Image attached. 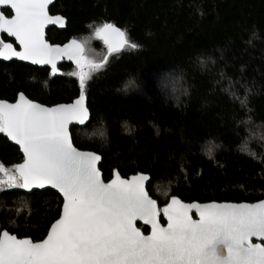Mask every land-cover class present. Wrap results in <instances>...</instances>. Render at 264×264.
Returning <instances> with one entry per match:
<instances>
[{
	"label": "trees",
	"instance_id": "obj_1",
	"mask_svg": "<svg viewBox=\"0 0 264 264\" xmlns=\"http://www.w3.org/2000/svg\"><path fill=\"white\" fill-rule=\"evenodd\" d=\"M50 11L67 19L65 29L48 31L52 42L110 23L138 45L108 56L86 80L90 120L70 130L75 147L101 156L105 180L114 169L123 177L148 174L158 207L170 196L198 203L264 198V147L249 138L252 127L264 130V0H55ZM75 71L67 63L53 76L0 60V99L22 92L45 105L70 102L81 91ZM167 75L180 81L175 97L158 84ZM91 125L100 134L89 135ZM21 160L0 132V164ZM159 186L166 198L155 193ZM61 203L51 189L2 186L0 232L41 240Z\"/></svg>",
	"mask_w": 264,
	"mask_h": 264
},
{
	"label": "snow or ice",
	"instance_id": "obj_2",
	"mask_svg": "<svg viewBox=\"0 0 264 264\" xmlns=\"http://www.w3.org/2000/svg\"><path fill=\"white\" fill-rule=\"evenodd\" d=\"M50 2L0 0L15 10L12 18L0 14V31L15 36L23 46L17 52L4 43L0 56L48 63L55 70L56 57L67 54L81 69L87 63L89 71L74 73L82 92L73 105L46 108L23 94L16 104L0 102V132L19 144L25 155L24 163L15 166L16 174L0 164L6 178L0 179V187L52 185L64 196L63 216L42 242L17 239L7 231L0 234V264H264V244L251 242L252 237H264V202L200 206L184 205L173 197L164 209L167 227H161L156 202L143 187L146 176L128 181L117 174L104 183L96 167L100 157L73 147L67 125L87 119L86 80L105 66L108 57L100 63L88 61L76 39L63 48L47 44L44 25L64 23L62 17L48 15ZM95 35L107 46L108 55L138 47L110 23L96 28ZM192 208L198 210L199 220L189 215ZM137 219L151 225L150 235L135 226Z\"/></svg>",
	"mask_w": 264,
	"mask_h": 264
},
{
	"label": "water",
	"instance_id": "obj_3",
	"mask_svg": "<svg viewBox=\"0 0 264 264\" xmlns=\"http://www.w3.org/2000/svg\"><path fill=\"white\" fill-rule=\"evenodd\" d=\"M54 2H55V0H51V2L47 5V9H46V11H47V13H48V15H49L50 17H56V16L62 17L63 20H64V23H63L62 25H61V24L46 23V24L44 25V28H43V38H44L45 42H46L47 44L53 46V47H61V48H63L65 45L69 44L73 39H76L79 43L82 44V42H81L79 39H77V38H71V39L65 41L63 44H52V43H50V42L46 39V37H47V35H46V30H47L49 27H53V26H54V27H57V29H59V30H63V29L66 28V25H67V19H66L63 15H61V14H54V15H52V14L49 13V8L51 7L52 4H54ZM2 9H10V10L12 11V15H11V16H6V15L2 12ZM0 14H3V16H5L6 18H12V17L15 15V10L11 8L10 4H0ZM114 26H116V25H114ZM116 27L119 28L118 26H116ZM119 29L122 30L121 28H119ZM122 31H123V30H122ZM2 33L5 34V35H7L9 38H12V39L15 40V44L17 45L18 48H15L13 45H12V46H13V48H14L17 52H22V51H23V46L20 45L19 41L16 39L15 36H11V35H9L7 32L0 31V35H1ZM102 41H103V40H102ZM82 45H83V44H82ZM83 48H84V46H83ZM1 50H2V49H1ZM83 53H84V51H83ZM8 55H11V53H8ZM0 60L5 61V62L17 61V62H21V63H25V64L32 65V66H37V67H40V68H43V67H49L51 73H52L54 76H59V75L61 74V72H60L58 66L61 65V64L64 63V62L71 63L72 65H74V66L77 67V69L79 70V72L81 71V68L78 67V65H77V60H76V58L69 59L67 54H61V55H59V56L56 57V59H55V65H56L55 70H53V67H52L51 64H48V63H43V64H42V63H34L32 60H23V59H20V58L17 57V56H12L11 59H4L2 56H0ZM79 82H80V79H79ZM81 92H82V89H81V91H80V94H79L77 97H75L73 100H71L70 102H66V103H64V102H63V103H57V104H54V105H45V104H42V103H40V102H38V101L32 100V99L28 98V97H27L24 93H22V92H19V93L17 94L15 100L12 101V102H9V101H6V100H0V102H5V103H8V104H16L17 102H19L20 95L23 94V96L26 98V100L29 101V102H31V103L38 104V105H41V106L46 107V108H55V107H59V106H66V105H73V104H75L76 100H78V99L80 98V96H81ZM83 95H84V98H85L83 104H84V107L87 109V119H86V120L84 121V123H82V124L79 123L77 120H70V121H69V123H68V125H67V131H68L69 137H70V139H71V142H72L71 131H70L71 128H72V127H75V126H80V127H82V126L86 125V124L89 122V120H90V112H89V109H88V107H87V97H86V95H85V93H84V90H83ZM2 134H3V136H4L5 138H7V140H8L11 144H13V145H15V146H17V147L19 148V151H20V153H21V155H22V160H21L20 162H18L16 165L24 163V161H25V155H24V153H23V150H22L21 146H20L19 144H17L15 141L11 140V138L8 137L7 133L2 132ZM72 145H73L74 148H76V149H77L78 151H80V152H84V153H93V154H95V155H97V156L100 157V159L96 162V167H97L98 171L100 172L101 179L103 180L104 183H109V182H111L113 179L116 178V175H117V174H119V176H120L121 179H123V180H128V181H131L133 177H136V176H139V175L146 176L148 179L145 180V181H143V187H144V190H145V192L147 193L148 197H149L151 200H154V201L156 202V207H157V211H158L157 219H158V221H159L161 227H167V223H168V221H167V216H166L165 213H164V209H165V208L171 203V200H172L173 197L176 198L181 204H184V205H193V204H196V205H200V206H204V205H208V204H233V205L248 204V205H255V204H259V203H261V202H264V198H263V199H260L259 201H255V202H238V203H236V202H215V201H211V202H206V203H198V202H184V201H182L180 198H178L177 196H170V197L168 198L167 202H166L163 206L158 207V203H157V201H156L155 199H153V198L149 195L148 190H147V184L149 183V180H150V177H149L148 174H146V173H142V172H137V173H134V174H129V175L126 176V177H123V176L120 175V173H119L116 169H114V170L112 171V176L110 177V179L105 180V179L103 178V174H102V172H101V170H100V168H99V165H100V162H101V156H100L98 153L94 152V151L78 149L77 147L74 146L73 142H72ZM16 165H15V166H16ZM15 166H14V171H15ZM17 175H18V174H17ZM20 183H22V181H20ZM21 189H22L24 192H26V193H30V192H32L33 190H44V189H51V190L55 191L57 194L60 195V197H61V199H62V203H61V206H60V213H59V216H58V217H57V218L51 223V225H53L57 220H59V219L63 216V205H64L65 200H64V196H63V194L59 191V189L54 188L52 185H49V184H45L44 187H38V186H35V185H34V186L31 187V188H22V187H21ZM189 215L192 217L193 220H199V218H200V217H199V212H198V210H197L196 208H192V209L189 211ZM51 225L49 226V228H48V230H47V233H46L45 237H44L43 239H41V240H38V241H33V240H32L31 238H29V237H18L16 234L11 233V232H9V231H7V230H5V229L1 230L0 234H2L3 232L7 231L9 234L14 235L15 237H17V239H29V240L33 241L34 243H37V242H42L43 240H45V239L47 238V236H48V234H49V232H50V230H51ZM139 225H143V226L147 227V228H148L147 232H144V231L139 227ZM135 226H136L137 228H139L140 231H141L145 236L151 234V231H152L151 225H150V224H145L143 220L137 219L136 222H135ZM251 242H252L253 244H264V237H252V238H251Z\"/></svg>",
	"mask_w": 264,
	"mask_h": 264
},
{
	"label": "rangeland",
	"instance_id": "obj_4",
	"mask_svg": "<svg viewBox=\"0 0 264 264\" xmlns=\"http://www.w3.org/2000/svg\"><path fill=\"white\" fill-rule=\"evenodd\" d=\"M98 28V27H96ZM96 28H89L87 33L83 36L79 37V40L82 42L84 46V53L83 56L88 60V61H93L95 63H100L102 59L104 58L105 51L104 48L98 49L96 48L93 44L94 43H99L101 42L99 38L96 37L95 35V30ZM87 65V63L84 64V66ZM88 66V65H87ZM89 68L87 69L88 72ZM76 73V71H75ZM76 76V75H75ZM179 79L175 76H166L165 78H161L159 80V86L165 91V93L171 95L172 97H175L176 94L181 91V88L179 87ZM139 85H131L132 88H139ZM90 128V129H89ZM87 130L89 135H98L101 132L100 126H94L91 125ZM95 128V129H94ZM249 138L250 142H255L257 143L258 147H264V130L260 129L259 127H252L249 132ZM248 153H251L254 155V153L250 150ZM10 169L13 174H16L14 171V167H6ZM0 179H6L3 177V174L0 173ZM20 182V181H19ZM6 187H9L7 184L3 185ZM15 187V186H13ZM155 193L160 197V198H166L167 197V191L164 188H161L160 186L156 188Z\"/></svg>",
	"mask_w": 264,
	"mask_h": 264
},
{
	"label": "flooded vegetation",
	"instance_id": "obj_5",
	"mask_svg": "<svg viewBox=\"0 0 264 264\" xmlns=\"http://www.w3.org/2000/svg\"><path fill=\"white\" fill-rule=\"evenodd\" d=\"M53 5V4H52ZM4 10H7V12L8 13H5V11ZM2 12L6 15V16H11L12 15V11L10 10V9H2ZM49 13L50 14H52V15H54V14H60V13H55V12H52V11H50V8H49ZM52 29H54V30H56L57 29V27H49L47 30H46V35H47V37H46V39L50 42V43H52V44H63V43H58V42H52L49 38H48V31H50V30H52ZM71 39V38H70ZM69 40V39H68ZM67 41V40H66ZM100 43H99V45H98V43H97V45L98 46H95L96 48H98V49H102V48H104V51H105V55H104V57L105 56H110V55H108V52H107V46L104 44V42L100 39ZM0 42H1V47H0V50L2 49V47H3V44L4 43H10V44H12L15 48H18L17 47V45L15 44V40L14 39H12V38H9L7 35H5V34H1L0 35ZM104 59V58H103ZM103 59H102V61H103ZM10 62H17V61H10ZM68 62H64V63H62L61 65H59L58 66V68H59V70H60V72H61V74H62V71H63V66L64 65H66ZM25 64V63H24ZM69 64H71V63H69ZM29 65V64H28ZM30 66H32V65H30ZM74 66V65H73ZM33 67H35V68H38V69H47V71L48 72H50V74L51 75H53L52 73H51V71H50V68L49 67H43V68H40V67H37V66H33ZM76 67V66H75ZM77 68V67H76ZM87 69H88V66L87 65H85L84 67H83V69H81V70H83L84 72L85 71H87ZM61 74L59 75V76H61ZM54 76V75H53ZM18 94V93H17ZM17 96V95H16ZM0 100H6V99H0ZM15 100V99H14ZM14 100H12V101H14ZM6 101H9V100H6ZM12 101H9V102H12ZM41 103V102H40ZM145 232V231H144Z\"/></svg>",
	"mask_w": 264,
	"mask_h": 264
}]
</instances>
